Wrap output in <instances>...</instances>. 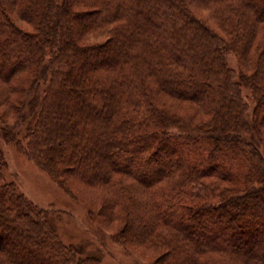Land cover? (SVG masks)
Returning <instances> with one entry per match:
<instances>
[{
    "label": "trees",
    "instance_id": "obj_1",
    "mask_svg": "<svg viewBox=\"0 0 264 264\" xmlns=\"http://www.w3.org/2000/svg\"><path fill=\"white\" fill-rule=\"evenodd\" d=\"M0 83L19 149L102 188L156 264H264V0H0ZM5 166L0 264H99Z\"/></svg>",
    "mask_w": 264,
    "mask_h": 264
},
{
    "label": "rangeland",
    "instance_id": "obj_2",
    "mask_svg": "<svg viewBox=\"0 0 264 264\" xmlns=\"http://www.w3.org/2000/svg\"><path fill=\"white\" fill-rule=\"evenodd\" d=\"M207 13L208 10L202 15ZM13 15L19 19L17 13L14 12ZM227 57L238 77L240 65L236 53L229 52ZM0 86L5 85L0 83ZM242 92L250 113L255 104L251 90L243 87ZM20 98L19 91H12L6 106L0 102V113H6V121L9 122L0 125V148L6 159L5 182H14L27 198L40 207L49 209L64 242L79 246L83 256L97 257L99 264H156L160 253L153 251L151 246H136L119 238L123 224L114 217H108L111 210L102 188L86 185L77 177H69L70 187L65 184L64 187L28 153L19 149L17 141L21 140L23 145L27 143L23 136L26 124L17 125L14 122L16 109L12 108L17 107ZM11 103L12 106L15 105L8 108ZM7 132L18 135L9 139ZM240 171L243 174L244 171ZM105 214L107 217H104ZM6 244L10 246L8 242Z\"/></svg>",
    "mask_w": 264,
    "mask_h": 264
}]
</instances>
